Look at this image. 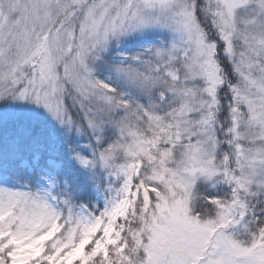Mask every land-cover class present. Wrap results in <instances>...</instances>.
<instances>
[{
	"label": "snow or ice",
	"instance_id": "snow-or-ice-1",
	"mask_svg": "<svg viewBox=\"0 0 264 264\" xmlns=\"http://www.w3.org/2000/svg\"><path fill=\"white\" fill-rule=\"evenodd\" d=\"M0 264H264V0H0Z\"/></svg>",
	"mask_w": 264,
	"mask_h": 264
}]
</instances>
